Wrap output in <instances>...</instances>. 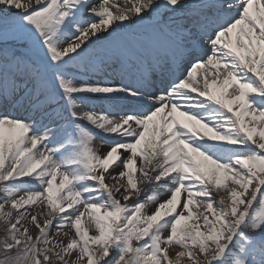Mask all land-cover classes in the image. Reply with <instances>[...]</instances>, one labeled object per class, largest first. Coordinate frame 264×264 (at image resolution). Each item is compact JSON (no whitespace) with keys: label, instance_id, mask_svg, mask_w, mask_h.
Returning a JSON list of instances; mask_svg holds the SVG:
<instances>
[{"label":"snow or ice","instance_id":"snow-or-ice-1","mask_svg":"<svg viewBox=\"0 0 264 264\" xmlns=\"http://www.w3.org/2000/svg\"><path fill=\"white\" fill-rule=\"evenodd\" d=\"M0 264H264V0H0Z\"/></svg>","mask_w":264,"mask_h":264}]
</instances>
